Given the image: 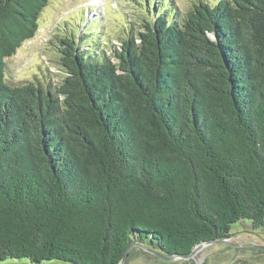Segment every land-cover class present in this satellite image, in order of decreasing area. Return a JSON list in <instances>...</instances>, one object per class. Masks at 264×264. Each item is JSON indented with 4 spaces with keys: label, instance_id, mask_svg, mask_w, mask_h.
<instances>
[{
    "label": "trees",
    "instance_id": "1",
    "mask_svg": "<svg viewBox=\"0 0 264 264\" xmlns=\"http://www.w3.org/2000/svg\"><path fill=\"white\" fill-rule=\"evenodd\" d=\"M48 1L0 0V263L186 257L263 228L264 0L181 21L157 0L113 62L66 39L58 87L9 86Z\"/></svg>",
    "mask_w": 264,
    "mask_h": 264
},
{
    "label": "rangeland",
    "instance_id": "2",
    "mask_svg": "<svg viewBox=\"0 0 264 264\" xmlns=\"http://www.w3.org/2000/svg\"><path fill=\"white\" fill-rule=\"evenodd\" d=\"M146 1L49 0L40 14L34 37L4 60L6 83L9 86L34 83L44 88L58 87L65 76L61 58L66 39H71L83 57L98 59L103 56L113 62V53L119 51L122 41L131 33L137 34L141 21L152 19V10L160 8L157 0ZM218 1L164 0L163 9L177 15L181 21L195 4L203 2L214 6ZM230 234L227 242L206 245L183 262L179 259L160 262L138 254L139 257L127 264H264V227L253 229L249 221H241L231 228ZM0 264L32 263L8 260Z\"/></svg>",
    "mask_w": 264,
    "mask_h": 264
},
{
    "label": "water",
    "instance_id": "3",
    "mask_svg": "<svg viewBox=\"0 0 264 264\" xmlns=\"http://www.w3.org/2000/svg\"><path fill=\"white\" fill-rule=\"evenodd\" d=\"M224 242H227V240H223V241H215V240H214V241H210V242H204V243H201V244H199L197 247L194 248V250L191 252V254H189V255L186 256V257H179V256H174V255H170V256H168V255H163V254H160V253L155 252V251H153V250H150V249L146 248V247L143 246V245H140V244H133V245H131V246L127 249V251L125 252V255H124L123 259L121 260V263H120V264H124L125 259H126L128 253L130 252V250H131L132 248H139V249H141V250H143V251H145V252H148V253H150V254L156 256L157 258H160V259H163V260H166V261H173V260H178V259H179V260H186V259H189V258L193 257L198 251H200V250H201L203 247H205L206 245H209V244H211V243H224Z\"/></svg>",
    "mask_w": 264,
    "mask_h": 264
}]
</instances>
